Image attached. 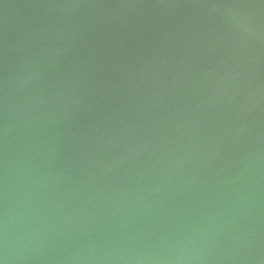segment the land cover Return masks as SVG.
Here are the masks:
<instances>
[{
	"label": "water",
	"instance_id": "1",
	"mask_svg": "<svg viewBox=\"0 0 264 264\" xmlns=\"http://www.w3.org/2000/svg\"><path fill=\"white\" fill-rule=\"evenodd\" d=\"M0 264H264V0H0Z\"/></svg>",
	"mask_w": 264,
	"mask_h": 264
}]
</instances>
